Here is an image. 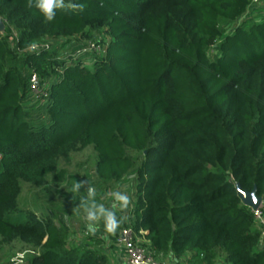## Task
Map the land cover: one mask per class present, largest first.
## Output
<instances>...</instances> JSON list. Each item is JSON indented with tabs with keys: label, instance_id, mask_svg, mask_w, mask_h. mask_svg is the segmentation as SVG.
<instances>
[{
	"label": "trees",
	"instance_id": "obj_1",
	"mask_svg": "<svg viewBox=\"0 0 264 264\" xmlns=\"http://www.w3.org/2000/svg\"><path fill=\"white\" fill-rule=\"evenodd\" d=\"M75 2L83 11L46 23L27 0H0V247L19 240L38 253L29 264H107L101 251L66 248L64 230L21 207L29 189L62 180L61 155L88 147L99 178L136 173L132 227L155 253L264 264L261 232L236 189L256 187L264 202V18L223 35L220 25L250 0ZM12 29L18 49L102 35L92 66L43 47L23 53L44 88L41 117L22 105L29 83Z\"/></svg>",
	"mask_w": 264,
	"mask_h": 264
},
{
	"label": "rangeland",
	"instance_id": "obj_2",
	"mask_svg": "<svg viewBox=\"0 0 264 264\" xmlns=\"http://www.w3.org/2000/svg\"><path fill=\"white\" fill-rule=\"evenodd\" d=\"M247 12L238 20L233 22H223L220 25V29L223 35L231 33L235 27L239 25H248L260 21L264 18V0L254 3ZM101 34L94 32L91 38H44L37 42V47H47L50 52L59 58L67 57L69 54H73L75 58L83 61L86 66H92V56H89V50L85 48H92L96 42L101 40ZM18 32L13 30L10 34L9 40L15 52L18 54V61L25 74V78L28 80V75L32 72V69H28L24 64L22 56L26 50H30L29 47L24 49L16 48V41L18 40ZM208 57L213 60L216 59L220 52L214 47L208 48ZM56 76H50L47 79L52 80ZM47 80V81H48ZM44 88H38L35 92H31L28 88L26 96L22 101L24 109L34 116H43L39 111L46 97H44ZM60 167L64 169L65 174L61 181L49 178L48 182L42 187L36 189H29V191L23 196L21 207L27 208L37 215V219H48L60 229L65 232V246L66 248H74L77 250L94 249L101 251L105 255L107 264H126V257L123 253L122 247L116 245L118 235L102 234L98 230L94 235L87 233L84 223L80 216L74 212V209L79 203V196L84 194L83 189L79 194H73L71 188L77 181H85L92 184L97 189L98 199L104 196L108 191L120 188L121 190L132 191L134 189V204L136 200V173L130 172L124 178L119 181L103 180L99 178L95 171L96 155L93 151L86 147L71 152L67 157L61 155L59 157ZM105 204H109V200L103 201ZM264 208V202H263ZM134 209V208H133ZM133 209L129 212V219L124 223L125 226L132 227L131 220L133 219ZM65 216L70 217L69 220H65ZM140 238L146 239L145 232L140 233ZM95 239L99 240V244H95ZM148 240V239H146ZM95 242V243H94ZM145 243V242H144ZM148 245L150 241L147 242ZM146 244V243H145ZM35 250L27 249L19 240H13L9 243H4L0 247V264H29V260L34 255ZM19 254V255H17ZM168 254L163 256V259L168 264H171L168 258ZM181 260V264H201L198 260L196 251L189 252L184 256L178 257Z\"/></svg>",
	"mask_w": 264,
	"mask_h": 264
},
{
	"label": "clouds",
	"instance_id": "obj_3",
	"mask_svg": "<svg viewBox=\"0 0 264 264\" xmlns=\"http://www.w3.org/2000/svg\"><path fill=\"white\" fill-rule=\"evenodd\" d=\"M27 7L38 10L46 23L56 19L57 11L75 13L84 9V5L75 0H27ZM82 189L84 194L79 196L74 212L80 216L87 233L94 235L102 225L106 234L115 235L129 219L128 214L134 208V189L128 191L115 188L98 199L95 186L85 181H77L71 192L79 194ZM104 200H109L110 203L105 204ZM69 219L70 217L65 216L66 221ZM168 258L171 264H181L174 251L169 252Z\"/></svg>",
	"mask_w": 264,
	"mask_h": 264
},
{
	"label": "built area",
	"instance_id": "obj_4",
	"mask_svg": "<svg viewBox=\"0 0 264 264\" xmlns=\"http://www.w3.org/2000/svg\"><path fill=\"white\" fill-rule=\"evenodd\" d=\"M260 0H250V7L255 5L254 3H258ZM6 33V25H5V32ZM13 33V29L11 31ZM18 41V40H17ZM16 41V42H17ZM34 46V47H33ZM31 51H38L42 47H37V44L34 43L31 46H29ZM45 49H48L47 47H43ZM84 50H89V51H99V48L96 46H92V48L88 47L85 48ZM41 79L39 75L32 71L28 75V83H29V88L31 89V92H35L38 88H41ZM1 154H0V161H1ZM251 211L254 215V220L256 223V226L259 228L261 232V237H260V246H264V208H263V202L259 205L258 208L252 209ZM143 232L140 230L137 233H135L133 227L127 225L122 228L121 233L118 236L117 241L115 242L117 246H121L123 253L126 257V264H168L165 262L163 259V253H155L152 251L149 246L148 240L144 239L143 240L140 238V233Z\"/></svg>",
	"mask_w": 264,
	"mask_h": 264
},
{
	"label": "water",
	"instance_id": "obj_5",
	"mask_svg": "<svg viewBox=\"0 0 264 264\" xmlns=\"http://www.w3.org/2000/svg\"><path fill=\"white\" fill-rule=\"evenodd\" d=\"M4 32H5V23L0 18V33L3 34ZM236 189H237L238 195L242 201V204H244L245 206H248L252 209H256L263 202L262 197L258 196V194H257L256 187H254L251 191H244L241 188V186L237 183Z\"/></svg>",
	"mask_w": 264,
	"mask_h": 264
}]
</instances>
